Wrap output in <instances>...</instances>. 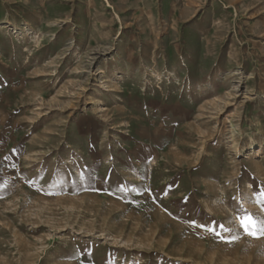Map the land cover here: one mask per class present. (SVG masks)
<instances>
[{
    "label": "rangeland",
    "instance_id": "1",
    "mask_svg": "<svg viewBox=\"0 0 264 264\" xmlns=\"http://www.w3.org/2000/svg\"><path fill=\"white\" fill-rule=\"evenodd\" d=\"M249 215L264 0H0V264H264Z\"/></svg>",
    "mask_w": 264,
    "mask_h": 264
},
{
    "label": "snow or ice",
    "instance_id": "2",
    "mask_svg": "<svg viewBox=\"0 0 264 264\" xmlns=\"http://www.w3.org/2000/svg\"><path fill=\"white\" fill-rule=\"evenodd\" d=\"M192 223L195 224L196 222L193 221ZM241 225L244 227L246 234L254 238H259L261 235H264V226H258L257 222L254 220V218L251 215L246 216L241 221ZM200 226L204 227L205 225H200ZM220 227H222L225 231L228 230V228L224 225H221ZM209 230L211 231L212 229L209 228Z\"/></svg>",
    "mask_w": 264,
    "mask_h": 264
}]
</instances>
